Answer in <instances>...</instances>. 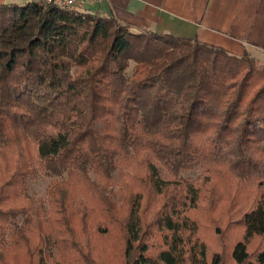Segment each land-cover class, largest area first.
Here are the masks:
<instances>
[{"label": "trees", "instance_id": "obj_1", "mask_svg": "<svg viewBox=\"0 0 264 264\" xmlns=\"http://www.w3.org/2000/svg\"><path fill=\"white\" fill-rule=\"evenodd\" d=\"M37 174L45 213L27 193ZM217 184L218 245L264 264V247H248L264 239V66L248 50L110 12L0 3V264H44L51 246L54 264H223L190 212L203 188L217 206ZM115 228L117 252L101 255L95 235Z\"/></svg>", "mask_w": 264, "mask_h": 264}, {"label": "crops", "instance_id": "obj_2", "mask_svg": "<svg viewBox=\"0 0 264 264\" xmlns=\"http://www.w3.org/2000/svg\"><path fill=\"white\" fill-rule=\"evenodd\" d=\"M20 0H0V3ZM101 14L136 28L197 37L233 54L248 50L264 66V0H102Z\"/></svg>", "mask_w": 264, "mask_h": 264}, {"label": "rangeland", "instance_id": "obj_3", "mask_svg": "<svg viewBox=\"0 0 264 264\" xmlns=\"http://www.w3.org/2000/svg\"><path fill=\"white\" fill-rule=\"evenodd\" d=\"M20 1H22V0H20ZM89 9L92 11L95 10L96 5L89 7ZM126 70L129 72L130 66ZM29 147H30L29 145L25 146L26 150L28 149V151H30ZM159 172L161 173V175L163 177L167 176L166 172L163 169H161L160 167H159ZM200 173H201V170L198 167V168H193L190 170H185L182 173V176L183 177L186 176L187 178H190V179H196V178H198ZM48 180H49L48 176L41 175V174H37L32 178H28V180H27V183H28L27 184V193L30 194L34 198L35 204H41V211H44V209L46 208V205L44 202V188H45L46 184L48 183ZM112 180H113V182L110 184V188H111V192L113 193L119 185L116 174H113ZM210 186L211 185L209 184L205 188L207 189ZM233 187H234V183L232 181H230L228 184V190H226V191L231 193L233 191ZM205 188L200 190L201 192L199 195V199L197 201L196 208H194L193 210L190 211V212H192V215L195 217V219L198 222V225H199L198 234L206 242H210L211 244H213L214 245L213 249H220L221 254L224 257V259H223L224 263L223 264H235L229 255L230 247H229L228 242L224 246H219L218 245V238H217L218 233H216L217 232L216 227L218 226L220 229H222L228 220L227 219L228 217L226 218V216L222 213L223 209H225V207H227V201H226L227 195L223 194V191H221L219 184L215 185L213 190L217 191L216 194L219 197H221V199L216 204L217 206L215 208H213V210L209 213V211L206 210L203 206L204 199H205V197L208 196V192L206 191ZM247 189H248L247 186H243L241 188H238L237 189L238 190V192H237L238 196H241V194H243L244 191ZM112 197H113V202L118 204L119 203V200H118L119 195L117 194V192L114 193ZM227 210H229L230 216L235 217L237 212H239L241 209H239L236 206H233V207H228ZM234 212H236V213H234ZM44 213H45V211H44ZM46 215L44 217H46ZM229 223H230V227L234 226V228H233L235 231L234 233H236V232L238 233V231H240V229L236 225L235 221L230 220ZM234 237H235V234H234L233 238ZM95 238L100 245L102 244L101 249L99 251L101 255L102 254L107 255L108 253H110V251H113L115 253L117 252L116 251V249H117L116 240L119 237H118V231L116 228L113 230H109L108 233H104L102 235H95ZM231 240H232V238L229 241L231 242ZM257 244L261 248L264 247V239L263 240H256L255 238H252L250 240V242L248 243V247H249V249H253L257 246ZM48 252L51 255L50 256L45 255L44 264H54V261H53L54 256H53V247L52 246Z\"/></svg>", "mask_w": 264, "mask_h": 264}, {"label": "built area", "instance_id": "obj_4", "mask_svg": "<svg viewBox=\"0 0 264 264\" xmlns=\"http://www.w3.org/2000/svg\"><path fill=\"white\" fill-rule=\"evenodd\" d=\"M38 2L39 4L46 5L53 3L57 7L65 9V8H73L76 10L79 9H89L93 5H98L102 0H33Z\"/></svg>", "mask_w": 264, "mask_h": 264}]
</instances>
